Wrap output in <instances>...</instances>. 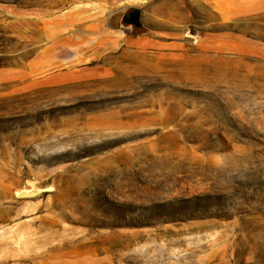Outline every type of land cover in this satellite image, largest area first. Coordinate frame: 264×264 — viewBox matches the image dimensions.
<instances>
[{
    "label": "rangeland",
    "instance_id": "obj_1",
    "mask_svg": "<svg viewBox=\"0 0 264 264\" xmlns=\"http://www.w3.org/2000/svg\"><path fill=\"white\" fill-rule=\"evenodd\" d=\"M80 1L0 0V264H264V0Z\"/></svg>",
    "mask_w": 264,
    "mask_h": 264
},
{
    "label": "crops",
    "instance_id": "obj_2",
    "mask_svg": "<svg viewBox=\"0 0 264 264\" xmlns=\"http://www.w3.org/2000/svg\"><path fill=\"white\" fill-rule=\"evenodd\" d=\"M169 0H81L80 3H95L97 5H108V11L111 12L107 19H98L92 22L90 28H101L106 33L105 39H160L165 34H171L173 28L171 13L165 6ZM141 10L139 26H129L125 23L124 17L128 11L136 9L137 4ZM111 8V9H110ZM116 12L123 13L121 19L115 25L111 20L112 14ZM129 13V12H128ZM164 21H160V20ZM102 25V26H101ZM177 25H179L177 23ZM106 28V32L104 29ZM133 34H130L132 33Z\"/></svg>",
    "mask_w": 264,
    "mask_h": 264
},
{
    "label": "water",
    "instance_id": "obj_3",
    "mask_svg": "<svg viewBox=\"0 0 264 264\" xmlns=\"http://www.w3.org/2000/svg\"><path fill=\"white\" fill-rule=\"evenodd\" d=\"M140 15H141V10L136 8L133 9L131 12H129L128 14L125 15L124 17V21L125 23L129 24V25H133V26H138L139 24V20H140ZM26 190H30L29 193H20L19 195H17V193L15 194L16 198L19 199H30L33 198L35 195H37V193H39V190L37 189H26ZM24 190H21L19 192H22Z\"/></svg>",
    "mask_w": 264,
    "mask_h": 264
},
{
    "label": "bare ground",
    "instance_id": "obj_4",
    "mask_svg": "<svg viewBox=\"0 0 264 264\" xmlns=\"http://www.w3.org/2000/svg\"><path fill=\"white\" fill-rule=\"evenodd\" d=\"M29 192H30V190H24L22 192H18L17 195H19L20 193H29Z\"/></svg>",
    "mask_w": 264,
    "mask_h": 264
}]
</instances>
